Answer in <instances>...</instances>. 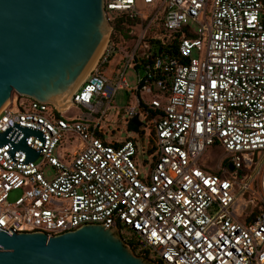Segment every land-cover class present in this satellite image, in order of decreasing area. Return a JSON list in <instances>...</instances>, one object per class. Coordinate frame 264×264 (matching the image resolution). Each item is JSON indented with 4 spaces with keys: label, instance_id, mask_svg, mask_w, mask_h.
<instances>
[{
    "label": "built area",
    "instance_id": "obj_1",
    "mask_svg": "<svg viewBox=\"0 0 264 264\" xmlns=\"http://www.w3.org/2000/svg\"><path fill=\"white\" fill-rule=\"evenodd\" d=\"M104 11L111 26L139 21L125 25L133 47L111 27L69 109L16 92L0 112V135L12 140L0 146V228L50 238L89 224L128 227L134 237L122 239L154 264H264V0H104ZM115 55L126 62L113 70L117 82L104 70ZM138 65L126 126L139 114L144 139L154 125L148 147L107 139L104 125ZM24 128L41 133L26 138L36 160L14 151ZM217 148L215 172L201 159ZM13 190L21 196L11 203Z\"/></svg>",
    "mask_w": 264,
    "mask_h": 264
},
{
    "label": "water",
    "instance_id": "obj_2",
    "mask_svg": "<svg viewBox=\"0 0 264 264\" xmlns=\"http://www.w3.org/2000/svg\"><path fill=\"white\" fill-rule=\"evenodd\" d=\"M105 22L104 0H0V110L14 92L54 104L61 100L95 58ZM142 125L136 114L128 126L139 132ZM24 131L14 151L36 160L40 153L26 138L41 133ZM8 135H0V146L12 142ZM0 264L153 263L133 254L115 229L89 224L50 238L0 228Z\"/></svg>",
    "mask_w": 264,
    "mask_h": 264
},
{
    "label": "rangeland",
    "instance_id": "obj_3",
    "mask_svg": "<svg viewBox=\"0 0 264 264\" xmlns=\"http://www.w3.org/2000/svg\"><path fill=\"white\" fill-rule=\"evenodd\" d=\"M138 9L144 10L145 6L139 2L138 3ZM105 24H106V27H105L104 32H105V34L106 33L108 34V39H109V37L111 36V27L114 28V26H113V24L111 26L110 24H107L106 22H105ZM135 30L139 31V27L135 28ZM124 32H129V29L127 27H125ZM112 36L116 37V39L119 40V42L123 41L124 45L129 44L130 45L129 48L134 46L132 44L133 43L132 40L130 41V40H127L125 38L123 39L122 35L118 32L114 33V30L112 31ZM103 54H104V52L102 53V55ZM102 55H101V57H102ZM120 60H122V56L121 55H115L113 57V59H111L109 64L105 65V68H104L105 72L109 76H111V78H114L115 82L118 81L119 76L116 75L115 73H113V70H116L118 68H120L121 70H125V68H126V62H123V64L120 65L119 64ZM139 72H143V68L138 69V68L131 66L127 69L126 79L129 83V85L131 86V88H122V89H119L117 91V93L115 94L114 99H113V107L108 112V114L106 115L104 125L107 129V133L109 134L107 139L110 137V138H112V140L114 142L120 143V142L127 140L129 137H134V138H137L138 141H140V142L143 141V143L145 144V147H148V142H149L148 137H149V134L151 135V130L149 129L148 124H145V127H144V131L146 132L144 139H141V136L139 133L133 132L132 130H130L126 126L128 115L125 113V109H126V107H128L130 105L136 104V90L135 89L138 86V73ZM8 103H9V101H8ZM80 111L81 110H79V109L73 108L70 111L69 115L79 114ZM222 154H223L222 148L212 149L208 153H206L205 156L202 157L201 163L205 164L206 166L212 168L215 172H217L220 160L222 158ZM144 159H148V154L146 151L140 152V154L136 158V160H137L138 164L141 166V168H143V160ZM225 165H227V164H225ZM149 167L150 166H148L147 169H149ZM46 173H47V176L50 179H52L55 176V169L48 166L46 168ZM229 173H230L229 175L234 174V172H232L231 170L229 171ZM238 179H240V177H238ZM20 196H21L20 190H13L10 193L9 200L11 203H13ZM117 234L119 236H121L122 238H125L126 241L133 239V237H134L133 231L128 227H124L122 229V232L117 233ZM130 249L133 252V254H135L136 256L143 257V256L138 255L139 252H137V251L134 252V250L131 247H130ZM144 259L146 261L150 262L146 258H144ZM150 263H152V262H150Z\"/></svg>",
    "mask_w": 264,
    "mask_h": 264
},
{
    "label": "bare ground",
    "instance_id": "obj_4",
    "mask_svg": "<svg viewBox=\"0 0 264 264\" xmlns=\"http://www.w3.org/2000/svg\"><path fill=\"white\" fill-rule=\"evenodd\" d=\"M106 27V24H105ZM105 34V32H104ZM107 41H108V34H105L104 40L101 43V46L95 56V58L93 59V61L91 62L90 66L88 67V69L86 70V72L83 74V76L81 77V79L77 82V84L67 93L62 95L61 100L56 101V105L58 106V108H60L61 110H67L69 109L70 105H71V99L72 96L74 94V92L83 84V82L87 79V77L89 76V74L91 73V71L93 70V68L97 65L99 59L101 58L102 53L104 52L106 46H107ZM9 103L7 102L2 109L0 110V112L8 105Z\"/></svg>",
    "mask_w": 264,
    "mask_h": 264
},
{
    "label": "trees",
    "instance_id": "obj_5",
    "mask_svg": "<svg viewBox=\"0 0 264 264\" xmlns=\"http://www.w3.org/2000/svg\"><path fill=\"white\" fill-rule=\"evenodd\" d=\"M139 23L138 20H126L124 18H119L117 19L114 23H113V26H114V33H120L123 37V39H131L132 36L129 35L128 32H124V29H125V25H130L131 27L133 26H137ZM155 58V55H152L150 56L148 59H145L143 60V63L145 64V62H152V60ZM136 68H140V65H138ZM16 94V92H14ZM144 136V135H143ZM155 140H156V130H155V126L152 125V128H151V135H150V144L151 145H154L155 144ZM153 150V149H152ZM134 252H136L137 250L135 248H133ZM139 256H142L141 254H138Z\"/></svg>",
    "mask_w": 264,
    "mask_h": 264
}]
</instances>
